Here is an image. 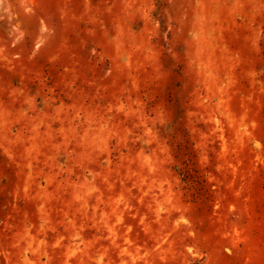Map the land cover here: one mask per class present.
Returning <instances> with one entry per match:
<instances>
[{"label":"rangeland","instance_id":"obj_1","mask_svg":"<svg viewBox=\"0 0 264 264\" xmlns=\"http://www.w3.org/2000/svg\"><path fill=\"white\" fill-rule=\"evenodd\" d=\"M0 264H264V0H0Z\"/></svg>","mask_w":264,"mask_h":264}]
</instances>
